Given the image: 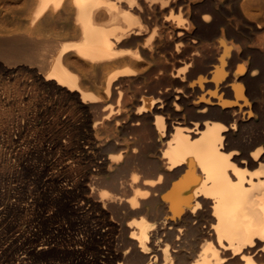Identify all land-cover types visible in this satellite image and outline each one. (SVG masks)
I'll return each instance as SVG.
<instances>
[{
  "label": "bare ground",
  "instance_id": "6f19581e",
  "mask_svg": "<svg viewBox=\"0 0 264 264\" xmlns=\"http://www.w3.org/2000/svg\"><path fill=\"white\" fill-rule=\"evenodd\" d=\"M259 1L0 0V264H264Z\"/></svg>",
  "mask_w": 264,
  "mask_h": 264
},
{
  "label": "rangeland",
  "instance_id": "374dc122",
  "mask_svg": "<svg viewBox=\"0 0 264 264\" xmlns=\"http://www.w3.org/2000/svg\"><path fill=\"white\" fill-rule=\"evenodd\" d=\"M259 6L261 8V15L260 17L264 19V0H260L259 1ZM35 135V136H33ZM31 137L34 138L36 140V142L38 141V138H36V134L35 132H32L31 133ZM22 179H20V183L23 184V185H27V186H30L29 188H33L35 183H34V180H35V175H24L21 177ZM34 178V179H32ZM32 181V182H31ZM27 183V184H26Z\"/></svg>",
  "mask_w": 264,
  "mask_h": 264
}]
</instances>
